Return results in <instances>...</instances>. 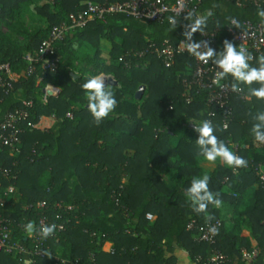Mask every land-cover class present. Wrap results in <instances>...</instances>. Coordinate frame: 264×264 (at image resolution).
<instances>
[{"label": "trees", "instance_id": "obj_1", "mask_svg": "<svg viewBox=\"0 0 264 264\" xmlns=\"http://www.w3.org/2000/svg\"><path fill=\"white\" fill-rule=\"evenodd\" d=\"M164 1L170 5L175 0ZM241 3L200 0L192 9L198 14L209 9L213 12L205 30L216 29L217 52L223 51L225 39L236 45L226 31L231 19L264 24L257 15L264 0ZM84 9V0H0V27L8 30L0 31V63H8L17 75L8 94L0 90V119L23 102H31L29 118L21 124L20 152L10 155L9 149L0 145V220L11 228V239L26 245L30 238L24 225L32 222L38 228L44 218L65 222L64 231L47 241L49 252L80 264H177V257L166 252L174 248L184 250L194 264H218L209 261L214 250L226 257L220 264H264V186L254 171L259 165L264 171V144L255 141L251 132L254 116L264 112V100L233 98L225 131L221 110L206 105L204 90L192 87L191 102L184 101L183 80L190 78L194 65L189 54L176 55L168 68L154 54L133 55L151 42L160 46L165 39L173 44L184 40V25L190 23L186 15L179 17L177 27L171 30L167 18L148 21L124 14L93 18L54 43L60 59L55 72L33 62L34 70L28 74L25 54L36 53L54 25ZM199 33L193 35L194 41L199 40ZM103 43L109 45L106 55ZM125 54L130 67L120 59ZM250 63L258 66L257 60ZM100 73L116 81L112 88L118 103L97 125L82 84ZM227 81L232 82L231 77ZM47 83L60 91L43 102ZM140 85L145 86L144 95L136 99ZM243 87L247 93V86ZM169 103L173 105L170 111ZM210 110L213 116L209 117ZM67 112L73 117L67 118ZM208 118L217 137L248 161L246 168L233 173L219 160L212 171L199 167L204 158L198 154V133L194 127L184 129L183 123ZM229 142L237 143L238 148ZM7 168L14 173L10 178L2 174ZM161 172L167 175L166 180ZM204 172L210 176L209 188L220 194L222 207L244 205L234 218L222 216L220 208L209 205L211 221H225L220 219L212 245L196 241L195 231L187 229L192 219L200 226L207 223L204 214L192 211L185 196L192 179ZM8 186L14 191L5 195ZM41 201L45 206L37 207ZM57 204L73 209H59ZM57 214L61 218L57 219ZM105 242L112 243L110 252L102 250ZM253 249L257 254L243 260V250ZM20 257L0 251V264H22ZM32 258L33 264L54 262L51 256Z\"/></svg>", "mask_w": 264, "mask_h": 264}, {"label": "built area", "instance_id": "obj_2", "mask_svg": "<svg viewBox=\"0 0 264 264\" xmlns=\"http://www.w3.org/2000/svg\"><path fill=\"white\" fill-rule=\"evenodd\" d=\"M242 0H235L236 5L240 6ZM186 5L185 11H182L179 15V0H175L173 4H167L164 0H125L123 2H104L95 3L90 0H84L85 9L78 11L76 14H71L67 22L54 25L49 35L44 39L35 57L30 55L25 56V60L28 63L27 73H31L34 70L33 62H41L44 70L55 72L59 66L60 59L54 49V43L57 40H61L65 33L74 28L83 27L89 20L93 18H102L109 14H124L136 19H145L148 21H161L170 15H177V18L185 16L186 11L195 9L200 3V0H184ZM235 21L240 25V29L232 22ZM226 31L230 34L233 41L236 42L237 47L243 45L254 57L252 61L257 60L260 56L264 55V24L253 22L251 20H244L238 22L236 19H231L226 27ZM242 33L244 35H242ZM215 30H204L203 33H199V40H207L209 46L214 48ZM186 39V38H185ZM184 39V40H185ZM194 40V39H193ZM183 41V40H181ZM181 41L173 44L168 39L162 41L160 46L154 43H148L146 47L139 51L133 52V55L141 58L147 54H154L161 61L164 67H170L174 61V58L178 54H188L183 49ZM128 54L121 56L125 67H130L131 62L125 60ZM190 55V54H189ZM194 61L192 71L189 79L183 80L184 92L182 94L186 104L191 102V88L196 87L198 90H204L206 92V105L211 108L215 107L221 110L223 114L222 127L225 125L228 127L229 120L232 116L231 101L233 98H239L248 100L249 96L244 92H233L230 88L221 89L212 83L217 67L210 61L209 64H203L195 57L190 55ZM15 73L11 70L8 63H0V90L8 94L13 88V82L15 81ZM222 83L230 85L231 82L223 81ZM60 89L54 84L47 83L42 90V100L46 102L51 96H57ZM31 102H23L21 107H17L11 111H7L0 119V145L9 149L10 155L18 154L20 152V135L22 133L21 124L29 118ZM173 105L169 103L167 110H172ZM67 118H72L71 112L65 114ZM208 116H213V111H208ZM208 120H211L208 118ZM235 149L238 148V144L229 142ZM12 165H16L14 162ZM257 178L264 186V171L261 166L254 167ZM233 172V170H232ZM236 173V172H233ZM5 178L13 176L12 168H7L2 171ZM227 180V178L225 179ZM13 186H8L5 190V195L12 193ZM45 202L41 201L37 204V207L45 206ZM59 209L63 206L61 204L56 205ZM65 210H72L73 206L67 205L63 207ZM57 219L61 218L60 214L55 216ZM148 218H152L151 214H147ZM57 225V230L53 236L47 239H42L38 234H33L31 239L30 253L33 257L45 258L51 256L54 260L53 264H80L76 259H63L57 255H52L48 250L47 241L56 236L59 232L64 231L65 222L52 221L47 222L44 218L39 220L38 228L41 224ZM221 226L220 219L207 222L205 225H198L195 219L188 222L187 229L195 231L194 239L198 242H205L210 245L214 244L218 234V230ZM210 227H214L217 231L215 233L210 231ZM11 228L0 220V251L7 254L22 255L26 251V246L20 241H13L11 239ZM91 235H94L92 233ZM257 254V250L252 251L243 250V260H249ZM226 260L225 255L218 251H213L209 261L215 263H223Z\"/></svg>", "mask_w": 264, "mask_h": 264}, {"label": "clouds", "instance_id": "obj_3", "mask_svg": "<svg viewBox=\"0 0 264 264\" xmlns=\"http://www.w3.org/2000/svg\"><path fill=\"white\" fill-rule=\"evenodd\" d=\"M186 5L184 0H179V15L185 11ZM186 20L190 23L184 25L183 35L186 38L181 41L183 49L188 54L195 57L203 64H209L211 61L217 67L212 83L221 89L230 88L233 92H244L247 86L246 95L255 97L258 100H264V55L257 59L258 66H253L250 62L254 59L253 55L243 46L238 47L231 41L225 39L223 41V51L217 52L209 46L207 40L194 41L193 35L197 32L203 33L208 22V18L213 15L209 9L204 14H198L195 10L186 11ZM257 15L264 23V8L257 11ZM170 29H175L179 23L177 15L167 17ZM240 29V25L233 21ZM242 35H244L242 33ZM231 77L230 85L222 83ZM109 77L104 74H97L89 77L83 84L88 101V110L93 118L94 123L99 125L106 120L109 115L115 111L117 99L111 85L106 83ZM257 84L259 87H252ZM256 123L253 124L251 132L255 141L264 144V112H259L254 116ZM224 130H227L225 125ZM194 131L198 133L196 145L199 149V155L211 164H215L218 160L225 166L231 168L233 172H237L240 168H246L248 161L235 154L223 140L219 139L215 134V127L211 120L204 119L199 124L194 122ZM210 176L205 173L202 176L194 177L190 186L185 191V196L191 204L192 211L197 215L204 214L205 221L209 222L214 217L209 212V205L214 208L222 206V200L219 193L213 192L209 188ZM25 232L31 237L38 234L42 239L53 236L57 230V225L41 224L39 229L34 223L28 222L24 225ZM210 231L215 233L217 230L210 227ZM22 264H30L28 260L22 261Z\"/></svg>", "mask_w": 264, "mask_h": 264}, {"label": "crops", "instance_id": "obj_4", "mask_svg": "<svg viewBox=\"0 0 264 264\" xmlns=\"http://www.w3.org/2000/svg\"><path fill=\"white\" fill-rule=\"evenodd\" d=\"M38 3H42L44 2V0H36ZM28 56L30 55L31 57H35V52L34 53H26L25 56ZM74 74L77 75V72H75ZM100 74H103V73H100ZM106 77H112L111 75H106L104 74ZM17 78V75H15V79ZM106 83L109 84L106 80ZM111 85V87H115L116 85H113V84H109ZM136 93V92H135ZM135 95V94H134ZM135 97V96H134ZM194 122L199 124L201 121L200 120H197V119H188L187 121H185L183 123V128H191V127H194ZM172 136H174L175 138L177 137V134H173ZM132 151H130L131 153ZM216 166V163L215 164H211L209 163L208 161H206L205 159H202L200 162H199V167L202 168L205 172H209V171H212ZM204 172V173H205ZM160 176L162 177V179L166 180L167 179V175L163 172L160 173ZM181 190V189H180ZM242 208H244V205H240L238 206L237 208H232V207H220V213L222 214V216L226 215V217L228 218H234L237 216L238 212L240 210H242ZM245 233H248L247 231L244 230ZM27 234V233H26ZM28 236V234H27ZM29 237V236H28ZM30 238V237H29ZM30 239L29 241L26 243V251L21 255L20 259L21 261H24V260H28L30 262V264H33V258L31 256V253H30V247H31V244H30ZM107 245V248H104V245ZM102 247V250L105 251V252H110L111 249H112V243L111 242H105ZM169 255H175L177 257V264H194L192 262V260L189 258L188 254L184 251V250H179V249H171V250H168L166 251Z\"/></svg>", "mask_w": 264, "mask_h": 264}, {"label": "water", "instance_id": "obj_5", "mask_svg": "<svg viewBox=\"0 0 264 264\" xmlns=\"http://www.w3.org/2000/svg\"><path fill=\"white\" fill-rule=\"evenodd\" d=\"M107 82L109 84H113V85L117 84L116 81L112 77L108 78ZM144 90H145V86L144 85H140L138 87L136 93H135V98L136 99H140L142 97V95H143Z\"/></svg>", "mask_w": 264, "mask_h": 264}, {"label": "rangeland", "instance_id": "obj_6", "mask_svg": "<svg viewBox=\"0 0 264 264\" xmlns=\"http://www.w3.org/2000/svg\"><path fill=\"white\" fill-rule=\"evenodd\" d=\"M0 31L2 32V33H7L8 32V30H7V28L6 27H4V26H1L0 27ZM105 43H103L102 44V50H103V52H104V54L106 55V53L108 52V48H109V45L108 44H106V45H104ZM144 95V94H143ZM14 190V189H13ZM14 195V194H13ZM12 195V196H13ZM8 197H11V195L10 196H8ZM15 197V196H14ZM150 219H154V217H152V218H150ZM221 219V218H220ZM222 220V222H225L223 219H221ZM227 220H228V218H227ZM104 245V244H103ZM103 247V246H102ZM104 248H107V245L105 244L104 245Z\"/></svg>", "mask_w": 264, "mask_h": 264}]
</instances>
